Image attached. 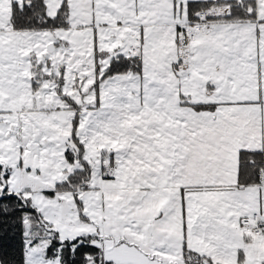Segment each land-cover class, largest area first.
Segmentation results:
<instances>
[{
  "label": "snow or ice",
  "instance_id": "obj_1",
  "mask_svg": "<svg viewBox=\"0 0 264 264\" xmlns=\"http://www.w3.org/2000/svg\"><path fill=\"white\" fill-rule=\"evenodd\" d=\"M0 264H264V0H0Z\"/></svg>",
  "mask_w": 264,
  "mask_h": 264
}]
</instances>
